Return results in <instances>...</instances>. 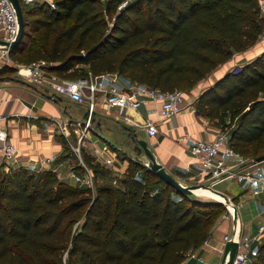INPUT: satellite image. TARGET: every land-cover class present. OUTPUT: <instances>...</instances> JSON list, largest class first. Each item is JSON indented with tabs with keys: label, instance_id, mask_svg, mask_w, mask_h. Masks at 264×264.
<instances>
[{
	"label": "trees",
	"instance_id": "1",
	"mask_svg": "<svg viewBox=\"0 0 264 264\" xmlns=\"http://www.w3.org/2000/svg\"><path fill=\"white\" fill-rule=\"evenodd\" d=\"M54 2L55 9L21 5L40 40L25 52L21 39L10 54H21L13 59L25 64H51L68 78L115 73L129 83L186 93L264 34L261 0ZM8 72L13 69L0 76ZM196 109L228 133L239 155H264V52L204 91ZM82 156L95 177L102 174ZM4 168L0 264H182L225 212L222 203L177 194L135 163L114 185L105 174L110 184L96 177L93 195L50 169ZM254 258L264 264V237Z\"/></svg>",
	"mask_w": 264,
	"mask_h": 264
},
{
	"label": "crops",
	"instance_id": "2",
	"mask_svg": "<svg viewBox=\"0 0 264 264\" xmlns=\"http://www.w3.org/2000/svg\"><path fill=\"white\" fill-rule=\"evenodd\" d=\"M262 52H264V39L260 38L248 50L234 53L230 60L218 66L185 93L184 109L171 119H160L156 103L141 105L137 110L131 108L121 110L117 106L108 109L99 108L93 129L88 138L84 140L82 150L86 151L93 164H99L105 168L104 159L100 156L101 148L107 146V155L112 157L108 143L114 144L113 141L121 139L119 129H123L130 138L133 132H136V139L147 143L154 159L169 174L175 177L182 174L188 181H203L199 162L190 152V143L182 141V137L188 135L193 139L210 141L219 130L210 120L197 112L196 101L204 91L212 87L226 73L237 66L251 62ZM124 81H122L123 84L129 83L125 79ZM130 112L135 113L134 117L129 115ZM84 115V107L67 98H54L29 83L0 81V116L4 117L3 126L10 142L18 149L17 160L9 165L10 169L22 168L32 171L33 165L39 158L47 157L54 159L56 172L65 173L70 168H77L79 165H69L70 158L65 153L63 142L68 143L69 146L72 135L74 134L75 138L78 136L79 126L77 124L81 123ZM144 119H150L156 124L157 134L155 136H149L144 130L135 129L127 123V121L142 122ZM93 130H95V136L103 142L100 147L98 140H93L91 135ZM140 131L143 132V136ZM0 164H2L1 159ZM113 168L120 174L125 172L122 166L118 169ZM100 176L101 180L107 178L99 173L96 176L99 181ZM65 182L73 185L70 180ZM232 182L240 186L230 194L219 193L230 202L241 204L237 210L236 221L242 235L253 237L258 227L264 223V195L257 183L250 185ZM217 200H221L218 202L223 204L222 199ZM235 228L236 224L233 223V219L225 218L224 213L221 214L207 240L197 248L190 250L182 264H223L224 236L231 235ZM258 244V242L252 243L254 252ZM254 262L259 264L256 260Z\"/></svg>",
	"mask_w": 264,
	"mask_h": 264
},
{
	"label": "built area",
	"instance_id": "3",
	"mask_svg": "<svg viewBox=\"0 0 264 264\" xmlns=\"http://www.w3.org/2000/svg\"><path fill=\"white\" fill-rule=\"evenodd\" d=\"M20 4L27 6L47 5L55 9L54 0H19ZM124 3L123 6H125ZM122 6V7H123ZM121 8V7H120ZM261 14L264 20V1L260 3ZM18 20L16 12L10 0H0V70L6 67L13 69L18 81L29 83L45 94L54 98L65 97L71 102L83 106L85 109L84 119L78 123L79 134L76 137V146L69 142L72 153L75 154L80 170L73 168L64 172H56L54 159L39 158L33 165V172L46 169L52 170L62 180H70L73 185L88 190L96 188V178L93 170L86 165L82 156L84 140L88 138L93 129L94 119L98 115L99 108L108 109L113 106L121 110L131 108L137 110L141 105L156 103L158 116L161 120H168L179 114L184 109L185 94L180 90L161 91L143 84H122L121 78L115 73L93 75L88 71L85 76L68 78L51 71V64L37 62L33 64H19L11 56V44L18 34ZM264 39V34L262 37ZM4 117L0 116V159L5 164V169H10V164L16 162L18 149L13 145L8 133L3 126ZM131 127L144 130L147 135L157 134L156 124L150 119L142 122L127 121ZM182 141L190 143V152L198 160L202 173L203 185L214 189L216 185L225 181L237 183L255 184L260 187L264 195V162L257 163L254 159L244 158L234 151L229 143L227 132L219 131L210 140H198L185 135ZM107 146H103L100 156L104 159V165L114 166V159L107 155ZM115 184V181L113 182ZM224 216L232 218L234 210L241 206L239 203H225ZM264 208V204H263ZM264 237V223L258 227L255 236L242 235L238 222L231 235L224 236V242L232 241L237 244L232 264H256L252 250V243L258 242ZM225 264V261H223Z\"/></svg>",
	"mask_w": 264,
	"mask_h": 264
},
{
	"label": "rangeland",
	"instance_id": "4",
	"mask_svg": "<svg viewBox=\"0 0 264 264\" xmlns=\"http://www.w3.org/2000/svg\"><path fill=\"white\" fill-rule=\"evenodd\" d=\"M124 3H126L125 1L121 2L120 4H118V7L117 9H119L120 7H122L124 5ZM26 22V26L24 27V33H23V36H22V45L21 47L25 49V52L28 50V48L32 47L33 45H35L36 43L39 42L40 40V33L39 31H35V28H34V25L33 23H31L30 21H25ZM24 22V23H25ZM263 39V38H261ZM20 47V48H21ZM24 52V53H25ZM21 54H15L13 58L17 59L18 57H20ZM14 60V59H13ZM19 64H25L23 62H20V61H17ZM85 67V66H84ZM0 81H11V82H22V81H18L16 79V76L14 75V73L12 72H8V73H5L3 75L0 76ZM123 82L124 79H122ZM121 81V83H122ZM123 84V83H122ZM182 91V90H180ZM184 92L185 94V91H182ZM65 98V97H64ZM129 115H131L132 117H134L135 113L134 112H130ZM97 128H95L96 130ZM219 131H220V128H217ZM95 130H93L91 132V135L93 136V140H98V145L99 147L102 146L103 142L101 139H99L98 137L95 136ZM223 132H226V131H223ZM119 134H121V139L118 140V141H113L114 144H110L108 143L109 146V151L111 152V155H112V158L113 159H116L114 161V166L116 169L118 168H124L125 169V172H126V169L127 167L131 164V163H135L137 165H140V166H143L145 168H148V163L150 162L148 157L142 152L140 155L137 153V150H135V146L137 145L136 142L132 141L131 138L129 136H127V134L125 133V131L123 129H119ZM140 134L141 136H143V132L140 131ZM72 139L70 140V143L73 145V146H76V138H75V135L73 134ZM65 143V149H67L65 151L67 157L70 158L69 160V165L71 166H76V164L78 163L77 160H76V156L74 153H72L71 151V148L68 146V143L66 144ZM111 147V148H110ZM85 149V147H84ZM82 155H87L86 151L82 150ZM259 156H261V153L259 154ZM252 158V156H249ZM248 158V157H247ZM251 158H248V159H251ZM94 165L96 166V170H98L97 172H101L102 175L105 174L106 176H108V180L112 182V184L114 185V179L116 178H121L124 176V174H120L118 172H116L114 170L113 167H107L105 166V168L99 164H95ZM107 167V168H106ZM173 177H175V175H172ZM183 178V179H181ZM176 180H178V182L180 184H182L183 186H202L203 185V182H197V181H188L184 175L182 174H178V177H175ZM106 181V180H103L104 183H108L110 184L109 181ZM114 180V181H113ZM97 181L100 182L101 181V176H100V181L99 179L97 178ZM240 185H237L236 183H233L232 181H225L221 184H218L215 186L214 190L218 191V192H222V193H231L233 190L237 189ZM95 190H89V193L90 194H94L95 193ZM202 192L203 190H207V189H201ZM209 191V190H208ZM193 198H197L199 200H203V201H216L218 202L217 200H214V199H221V198H215V197H212L208 194H205L203 193L202 195H196L194 194L193 195ZM220 203V202H219ZM223 214V213H221Z\"/></svg>",
	"mask_w": 264,
	"mask_h": 264
},
{
	"label": "water",
	"instance_id": "5",
	"mask_svg": "<svg viewBox=\"0 0 264 264\" xmlns=\"http://www.w3.org/2000/svg\"><path fill=\"white\" fill-rule=\"evenodd\" d=\"M12 3V6L16 12L17 15V20H18V25H19V29H18V34L16 36V39L9 44V46L11 48L16 47L23 36L24 33V18H23V11H22V6L20 4L19 0H10ZM2 44L4 45H8V43L0 41ZM128 131H130L128 129ZM131 140L136 142L137 145L135 146V150H137V153L140 155L142 152L148 157L149 159V163H148V167L149 169L159 178L161 179L166 185L170 186L177 194L182 195V196H193L195 194V189L199 188V187H204L207 190L217 194L220 196V198L225 202V203H230V201L221 193L215 191L214 189H210L209 187H207L206 185H202V186H183L182 184H180L178 182V180L175 179V177H173L171 174H169L164 167L159 164L153 157L150 149L147 146V143L143 140H138L136 139V132H133V134L131 135ZM255 162L260 163V162H264V155H261L257 158L254 159ZM217 200V199H216ZM217 201H221V200H217ZM236 220H237V211L234 210L233 213V223L236 224ZM236 247L237 244L232 242V241H228L225 243V247H224V256H223V261H225V264H232V260L236 251Z\"/></svg>",
	"mask_w": 264,
	"mask_h": 264
},
{
	"label": "bare ground",
	"instance_id": "6",
	"mask_svg": "<svg viewBox=\"0 0 264 264\" xmlns=\"http://www.w3.org/2000/svg\"><path fill=\"white\" fill-rule=\"evenodd\" d=\"M201 189H206V188H204V187L196 188V189H195V194H196V195H202L203 192H202ZM210 192H211V191H210ZM211 193H212L213 195L217 196L218 198H220L219 195H217V194H215V193H213V192H211ZM222 201H223V200H222Z\"/></svg>",
	"mask_w": 264,
	"mask_h": 264
}]
</instances>
